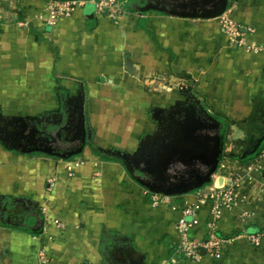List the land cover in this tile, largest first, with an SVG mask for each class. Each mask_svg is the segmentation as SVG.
<instances>
[{
    "label": "crops",
    "instance_id": "crops-1",
    "mask_svg": "<svg viewBox=\"0 0 264 264\" xmlns=\"http://www.w3.org/2000/svg\"><path fill=\"white\" fill-rule=\"evenodd\" d=\"M46 1L0 0V132L5 127L12 132L14 121L28 119L48 132L64 126L73 135L83 98L88 138L132 164L138 154L149 156L158 139L172 137L179 122L172 118L174 108L182 121L193 106L183 105L186 97L174 92L176 86L191 91L208 113L229 120L215 184L242 181L236 205L222 212L215 233L231 243L234 236L259 232L262 225L241 213L248 210L250 187H262L247 182L249 173L255 175L249 171L255 159L235 158L264 137V50L228 47L216 19L181 18L159 9L179 11L183 0H119L124 16L118 23L83 7L54 27L43 21ZM226 11L252 29L245 35L248 44L264 45V0H229ZM75 159L83 164L69 177L67 161L0 143V223L33 225V215L37 227L43 205L64 223L61 231L49 230L53 240L0 226V264H40V250L45 264H107L100 254L102 234L126 237L142 264H194L175 254L180 217L175 207L195 203L197 191L153 206L120 164L102 161L88 146ZM207 212L204 208L191 237L206 236ZM19 218L23 224L16 223Z\"/></svg>",
    "mask_w": 264,
    "mask_h": 264
},
{
    "label": "water",
    "instance_id": "water-1",
    "mask_svg": "<svg viewBox=\"0 0 264 264\" xmlns=\"http://www.w3.org/2000/svg\"><path fill=\"white\" fill-rule=\"evenodd\" d=\"M228 5L229 0H218L217 7L201 11L200 13L159 9L172 16L181 18L212 19L222 15L226 11ZM76 113L75 132L71 139V142L79 144L76 149L68 151L67 153H57L54 152L51 146L46 145L42 147L43 143H41L39 147H27L26 145H33L35 143L31 140L23 145L20 144L8 147L26 154H31L33 152H40L45 155L53 154L60 159L82 154L88 140L83 98L78 102ZM184 115V120L177 122L178 125L174 127L175 130L172 133V137L165 143L158 139L155 143L156 149L153 148L154 150L151 151L149 156L140 159L143 160L141 171L146 173L147 176L145 178H137V183L152 193L168 197L188 194L195 189L201 188L204 184L210 183L213 174L218 171L219 159L223 154V144L219 134V123L199 118L194 112L189 110H185ZM206 117H208L207 114ZM5 129L7 128L5 127ZM5 129L3 135L6 136L4 138L0 136V142L3 143L4 146L5 140L8 138L7 136L13 139L16 138V140L25 137V126H23L21 131L15 132H8ZM30 134V138L35 139V141L38 140V138L36 139L35 136H32L33 132ZM42 141L48 142V138L43 137ZM140 156L143 155L140 154ZM121 157L125 159L128 158L124 154H121ZM134 162L139 168L138 163H141V161L138 162L135 160ZM197 165L201 168L199 167V171L195 172L193 169ZM199 252L201 256H206L205 250L200 249Z\"/></svg>",
    "mask_w": 264,
    "mask_h": 264
},
{
    "label": "built area",
    "instance_id": "built-area-1",
    "mask_svg": "<svg viewBox=\"0 0 264 264\" xmlns=\"http://www.w3.org/2000/svg\"><path fill=\"white\" fill-rule=\"evenodd\" d=\"M88 5L92 7L93 15L96 17H106L112 23H118L124 16L119 0H47L42 13L43 21L47 26L54 27L59 20L70 18L77 9ZM219 24L227 42L231 43L235 48H244L246 51L252 53H260L264 50V45L248 44L246 42L245 35L248 32L251 33L252 29L249 27L242 28L231 16L227 15V12L221 15ZM256 159L264 161V147ZM82 164L83 161L80 159L67 161L65 164L67 175L72 177L76 168ZM215 174H213L209 185L197 190L195 203L175 207L180 213V217L176 223L178 241L175 243V254L182 256L185 261L197 260L203 257L200 255V249L205 250L206 255H210L214 259H220L230 244V241L216 235L215 225L223 211L232 209L236 205V191L239 189L242 181L230 179L228 183L218 185L215 184L213 179ZM49 185H52V182H49ZM145 193L149 203L153 206L165 204L169 201L168 196L155 194L148 190H145ZM204 208L208 210V231L204 238L197 239L191 237L189 232L199 225V218ZM40 213L43 219L41 237L53 240L54 237L49 234V230L54 228L61 231L64 223L51 215L50 208L47 205L40 206ZM186 216H190L192 219L187 221ZM256 244H258V241H256ZM38 261L40 264L48 262L43 250L38 252Z\"/></svg>",
    "mask_w": 264,
    "mask_h": 264
},
{
    "label": "rangeland",
    "instance_id": "rangeland-1",
    "mask_svg": "<svg viewBox=\"0 0 264 264\" xmlns=\"http://www.w3.org/2000/svg\"><path fill=\"white\" fill-rule=\"evenodd\" d=\"M175 1V0H174ZM218 0H183L182 1V7L183 9L179 11L180 12H189V13H200L201 11H205L208 9H214L217 7ZM85 8H92L90 5L86 6ZM178 9V8H177ZM227 12V11H226ZM225 13V12H224ZM229 15V13H227ZM230 16V15H229ZM220 17L217 18H212L216 19L218 22H220ZM198 20L197 18H195ZM200 20H207V19H202L199 18ZM220 25V24H219ZM228 47L231 45V43L227 42ZM232 46V45H231ZM176 85V82H172V87ZM175 87V86H174ZM173 87V89H174ZM174 92L179 94L182 93L181 95L186 97L185 100H182L183 105H188L191 104V108L185 109L194 112L199 118H203L204 120H208L209 118L206 117L207 109L204 108L203 102L200 100V98L195 96V93L191 91H185V90H180L177 88L174 89ZM173 113L175 115L172 116V118L176 121L179 120L181 121L182 117H180V109L174 108ZM10 120H8L9 122ZM173 121V122H175ZM16 121H14L11 124V128H13V132L19 131L20 127H16ZM8 123V124H9ZM66 133V132H64ZM72 133V132H71ZM87 147V146H86ZM88 152V151H87ZM89 155V153H88ZM132 165L135 167L136 163L132 162ZM251 170H255V175L250 174V178H248L247 182L253 183V181L257 183H261L262 187L258 184H253L252 187L249 189V193L247 195V199L245 202H247L246 205H248V210H242V218L245 219V221H257L262 225V228H260V231L257 232L254 235H250L247 237L242 236H234L236 242H231L230 246L231 249L221 257L220 260L214 259L210 255H206L205 258L201 257L197 260H191L190 262L198 263L199 261H202L203 264H264V178H263V172L262 170L264 169V161H260L259 159H255L251 164H250ZM220 167V166H219ZM218 167V168H219ZM139 168H142L139 165ZM136 176L140 178H145L147 176L146 173L143 171L140 172H135ZM248 174V173H247ZM247 174H241L245 178ZM140 175V176H139ZM246 188V185L244 186ZM244 202V203H245ZM20 211V208H19ZM20 215V212L17 213ZM15 215V212H14ZM17 224H23V221L19 218L16 220ZM110 239L108 243V247L104 248V254L106 257L107 264H133V261L136 262V260L140 261V264H142V257L140 256H134L133 258V251L131 250V245L129 240L121 235H116V234H111L107 235ZM229 239V238H227ZM257 239V240H255ZM230 241L232 239H229ZM234 240V241H235ZM256 241H258V244H256ZM203 258L205 261H203ZM183 259L182 256H180V261ZM184 260V259H183Z\"/></svg>",
    "mask_w": 264,
    "mask_h": 264
},
{
    "label": "trees",
    "instance_id": "trees-1",
    "mask_svg": "<svg viewBox=\"0 0 264 264\" xmlns=\"http://www.w3.org/2000/svg\"><path fill=\"white\" fill-rule=\"evenodd\" d=\"M204 108H206V107L204 106ZM207 116H208L209 120L219 123V126H220L219 134H220V137H221V142L223 144L222 148L224 149V136H225V132H226L227 126L229 124V120L226 117L222 116V115H217V114H213V113L212 114L211 113H207ZM1 144L3 145V143H1ZM8 146H13V144H8L7 142H5V146L4 147H6V149H9V150H12V151L15 150L13 148H9ZM86 146H88L90 148V150L92 151V153L95 156L99 157L102 161L120 164L125 169L126 173L130 176V178L137 183V179L132 174L131 169L127 165V162H126L125 158H123L121 156H117L115 154H110L108 152H106V153L102 152L91 140L86 142L85 147ZM263 147H264V137L258 142L256 147L250 153L245 154L241 158H235V160L244 163V162H247L249 160L256 159L258 157L259 153L261 152V150L263 149ZM16 151H18V150H16ZM57 153H60V152H57ZM31 154H33V155H42V156H46L48 158H52L54 160H63V161H70V160H73V159H75V158H77V157H79L81 155V154L72 155L70 157H66L65 159H60V158L56 157L53 154L52 155H45V154L40 153V152H33ZM222 158L223 157L221 156L219 160L221 161ZM209 184L210 183L204 184L201 188H203V187H205V186H207ZM201 188H199V189H201ZM197 190L198 189H195L192 192L197 191ZM192 192H190V193H192ZM36 215L40 216V220H41L40 221L41 225L39 223V225L37 227H33L37 223V219L33 215L30 216V219L34 218L33 225H31L32 221L30 220V222H27L25 224V226H23V227L10 225V224H4V223H0V226L6 227V228H10V229H15V230H18V231H22V232L28 233L30 235H33V236H38V235H40L42 233L43 219H42V215L41 214L37 213ZM109 241H110V239L108 237H106V235L102 234L101 243H100V254L103 257V259H105L104 248L108 247Z\"/></svg>",
    "mask_w": 264,
    "mask_h": 264
},
{
    "label": "flooded vegetation",
    "instance_id": "flooded-vegetation-1",
    "mask_svg": "<svg viewBox=\"0 0 264 264\" xmlns=\"http://www.w3.org/2000/svg\"><path fill=\"white\" fill-rule=\"evenodd\" d=\"M16 127H20V129H18L19 131H21L23 129V126H25L26 128V131L24 132V135L25 137L23 138H20V139H17L16 138H11L9 136H7L8 138H6L7 140H5L8 144H13V145H23L25 144L26 142L28 141H32V142H35L33 145H26L27 147H39L41 143H43L42 147H45L46 145L48 146H51L54 150V152H60V153H63V152H68V151H71V150H74L76 149L79 144L78 143H75V142H71V139L74 135V130L73 131V135L72 134H69V133H66V134H63L64 130V126L63 128L60 127L54 131H50L48 132L47 131V127H42V126H38V124L34 121L32 122L31 120H28V119H20V120H16ZM31 132H33L32 136H35V138L38 140L35 141V139H32L30 138L31 136ZM4 133V129L2 130V133L0 132V136L2 138H4L5 136L3 135ZM30 135V136H29ZM88 132H87V138H88ZM43 137H46L48 138V142L47 141H42ZM91 139L88 138L87 141H89ZM110 154H115L117 156H121V154L118 152V151H115V152H108ZM142 157L140 156V154H138L136 156V161H140ZM143 161V160H142ZM126 162H127V165L130 167L131 169V172L132 174L137 178H140L138 177V175L136 176V173L135 172H140L141 171V168H138V167H135L131 164V161L129 158L126 159ZM141 167L143 166V162L142 163H138ZM199 167L200 166H195L194 167V171L195 172H198L199 171ZM201 168V167H200ZM177 170V169H176ZM140 176V175H139Z\"/></svg>",
    "mask_w": 264,
    "mask_h": 264
}]
</instances>
